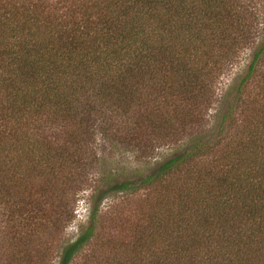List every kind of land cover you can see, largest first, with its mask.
Masks as SVG:
<instances>
[{"label": "trees", "instance_id": "trees-1", "mask_svg": "<svg viewBox=\"0 0 264 264\" xmlns=\"http://www.w3.org/2000/svg\"><path fill=\"white\" fill-rule=\"evenodd\" d=\"M62 2L48 9L0 0V233L16 224L27 236L41 209L21 198L29 180L40 182L37 190L52 204L49 188L73 174L78 180L93 164L97 116L114 134L127 132L120 135L127 142L146 126L175 142L147 173H110L99 201L130 191L152 195L144 230L124 251L115 247L110 264H264V0ZM247 51L211 126L191 133L220 77ZM154 94L191 110L190 133L180 134L159 109L144 124L130 118L133 107L147 105L140 98ZM68 123L77 130L68 133L77 151L40 147L38 132L52 135L51 125ZM14 181L17 191L8 189ZM98 210L57 264H71L91 242Z\"/></svg>", "mask_w": 264, "mask_h": 264}, {"label": "rangeland", "instance_id": "rangeland-1", "mask_svg": "<svg viewBox=\"0 0 264 264\" xmlns=\"http://www.w3.org/2000/svg\"><path fill=\"white\" fill-rule=\"evenodd\" d=\"M12 1L19 4H36L37 7L43 8L45 6L48 9H58L64 5L63 0ZM259 11H262L261 7ZM249 53V51L244 52L240 57L239 64L236 62L220 77L218 86L220 88L211 99L209 107L202 112L201 124L192 126L193 132H191V128L188 129L193 119L191 110L179 101L173 104L175 107L169 103L162 104L163 99L155 98V94L141 97L138 103L144 102L148 98L147 105L142 107V105L137 104L136 108L133 107L131 112L133 116L130 118H133V121L139 125L144 124L151 121L150 118L159 109L158 112L170 118L174 126L180 129V134L184 135L182 128L187 129L186 133L191 132L193 134L205 131V128L211 126L215 111L221 108L218 99L221 98L222 90L233 83L238 74L245 68L249 60ZM240 114L236 113L234 116L238 123L241 120ZM95 121L96 128L90 134L93 164L90 162L81 171L78 180L76 178L79 175L73 174L72 179L59 181L53 188H49L52 204L46 198L47 195L41 194L40 188L37 190L36 186L40 182L35 180L27 182L28 192L24 189L26 196L21 195V198L28 200L29 197V200L39 201L40 207H38L41 209L38 215H32V218L30 216L31 220L28 221V230L26 228L28 232L26 231L27 236L25 237L24 234L21 236L19 228L15 226L16 224L13 226L9 224V227L5 228L7 224L4 223L3 228L5 229H2L0 233V264H7L8 258L11 256L12 260L9 261L11 264H57L62 247L82 233L89 224V212L96 205L99 212L95 235L91 242L74 257L71 264H110L115 247L120 246L124 251L135 242L138 234L144 230L146 217L150 213L152 195L141 190L130 191L126 194L118 193L115 196L106 195L103 201H99V199L104 193L102 191L109 186L108 180H111L109 177L111 172L118 171L122 177L129 178L136 177V171L147 173L155 162L168 156L175 142L161 139L162 136L158 133L150 135L151 130L148 126L145 127L144 131L136 134L137 138L127 142L124 137L120 136L123 133L127 134V132L114 134V129H105V123L102 122L101 118L96 116ZM57 125H51V129H56L52 135H49L50 129L48 130V128L41 134L38 132L37 135L41 136L43 140L40 147L44 150L46 144L57 145V143H61L64 147L63 150H67V153L77 151V146L71 143V139L68 140L69 132L70 135L71 131L77 132L75 127H71L70 123L65 126ZM128 134L130 135V133ZM181 138L182 136L178 137V139ZM46 180L44 178L42 184H46ZM9 185L8 189L13 191L20 189L17 181L10 182ZM14 205L15 210L13 209V212H19V204L15 203ZM29 208L31 207H27V209ZM45 214L50 215L49 222L44 219ZM14 258H17V261Z\"/></svg>", "mask_w": 264, "mask_h": 264}]
</instances>
